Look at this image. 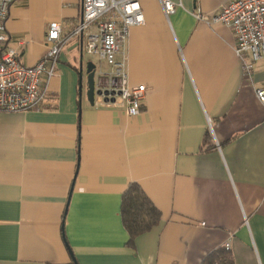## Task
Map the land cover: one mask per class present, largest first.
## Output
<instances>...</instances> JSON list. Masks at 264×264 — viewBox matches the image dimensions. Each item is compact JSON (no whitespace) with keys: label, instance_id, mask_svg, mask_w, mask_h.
Segmentation results:
<instances>
[{"label":"crops","instance_id":"crops-1","mask_svg":"<svg viewBox=\"0 0 264 264\" xmlns=\"http://www.w3.org/2000/svg\"><path fill=\"white\" fill-rule=\"evenodd\" d=\"M175 1L167 18L140 0L145 23L117 57L147 88L138 116L90 104L82 37L60 55L45 110L0 112V264H203L228 242L233 264H264V61L247 79L233 30L197 19L229 0ZM82 2L15 0L6 29L24 66L47 54L52 22L80 24ZM131 184L161 213L133 247Z\"/></svg>","mask_w":264,"mask_h":264},{"label":"built area","instance_id":"built-area-1","mask_svg":"<svg viewBox=\"0 0 264 264\" xmlns=\"http://www.w3.org/2000/svg\"><path fill=\"white\" fill-rule=\"evenodd\" d=\"M14 2L0 0V112L45 110L51 81L58 74L60 55L72 40L82 37L86 55L99 60L95 105L122 104L130 117L141 113L147 88L131 87L127 57L122 54V59H117L130 29L145 23L140 0H83L82 20L74 30L66 33L65 26L59 22L48 26V52L33 67L24 66L19 50L9 43L6 21ZM160 3L167 18L180 5L175 0H160ZM196 17L206 24H221L233 30L235 54L245 77L252 80L257 64L264 61V0H229L216 14L197 13ZM103 63L110 67L109 71L102 69ZM102 80L105 83H100ZM256 97L264 105V87L256 89ZM209 125L212 129L210 121ZM225 248L230 250V242Z\"/></svg>","mask_w":264,"mask_h":264},{"label":"trees","instance_id":"trees-1","mask_svg":"<svg viewBox=\"0 0 264 264\" xmlns=\"http://www.w3.org/2000/svg\"><path fill=\"white\" fill-rule=\"evenodd\" d=\"M122 220L133 247L135 240L152 231L161 221V213L138 184H131L123 194ZM203 264H233L230 250L221 248L211 253Z\"/></svg>","mask_w":264,"mask_h":264},{"label":"water","instance_id":"water-1","mask_svg":"<svg viewBox=\"0 0 264 264\" xmlns=\"http://www.w3.org/2000/svg\"><path fill=\"white\" fill-rule=\"evenodd\" d=\"M83 62L81 63V67L79 70V76H80V92L82 96L83 92ZM86 75H87V92L86 96L88 101L92 106L95 105V96H96V88L99 84V75H98V66L94 62H89L87 64V69H86ZM98 94H101V91H98ZM114 101V100H112Z\"/></svg>","mask_w":264,"mask_h":264},{"label":"rangeland","instance_id":"rangeland-1","mask_svg":"<svg viewBox=\"0 0 264 264\" xmlns=\"http://www.w3.org/2000/svg\"><path fill=\"white\" fill-rule=\"evenodd\" d=\"M89 60H92L93 62H97V63H99V61H98V59H97V57L96 56H91V57H89ZM106 70H107V68H105Z\"/></svg>","mask_w":264,"mask_h":264}]
</instances>
